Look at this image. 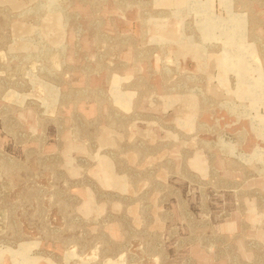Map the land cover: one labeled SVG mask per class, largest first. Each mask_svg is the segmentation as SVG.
I'll return each mask as SVG.
<instances>
[{
  "label": "rangeland",
  "instance_id": "1",
  "mask_svg": "<svg viewBox=\"0 0 264 264\" xmlns=\"http://www.w3.org/2000/svg\"><path fill=\"white\" fill-rule=\"evenodd\" d=\"M0 264H264V0H0Z\"/></svg>",
  "mask_w": 264,
  "mask_h": 264
}]
</instances>
